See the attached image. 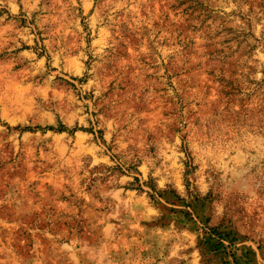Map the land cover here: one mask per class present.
<instances>
[{
	"label": "rangeland",
	"instance_id": "obj_1",
	"mask_svg": "<svg viewBox=\"0 0 264 264\" xmlns=\"http://www.w3.org/2000/svg\"><path fill=\"white\" fill-rule=\"evenodd\" d=\"M0 264H264V0H0Z\"/></svg>",
	"mask_w": 264,
	"mask_h": 264
}]
</instances>
